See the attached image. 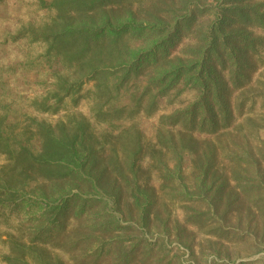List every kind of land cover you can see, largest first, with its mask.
I'll list each match as a JSON object with an SVG mask.
<instances>
[{
	"label": "trees",
	"instance_id": "1",
	"mask_svg": "<svg viewBox=\"0 0 264 264\" xmlns=\"http://www.w3.org/2000/svg\"><path fill=\"white\" fill-rule=\"evenodd\" d=\"M251 1H187L181 8L171 9L164 19L144 21L130 8L136 0H41L54 12L49 22L37 27L20 25L14 31L4 26L0 32L2 45L26 39L45 46L44 53L29 64L42 58L54 89L33 101L36 109L56 113L67 98L75 106L83 86L92 82L87 90L92 97V118L72 114L67 122L56 126L41 122L34 128L24 125L15 132L6 122L8 116L0 114V151L12 160L11 165H20L23 175L27 169H36L41 178L73 186L70 194L51 203L28 198L15 206L25 203L41 209V216L47 218L46 228L54 236L76 204L79 215L86 211L91 199L81 193V184L89 183L92 195H96L100 180L115 174L112 192L116 183L125 180L133 184L131 194L138 201L145 190V184L139 181L144 162L149 164L166 147L177 156L174 173L181 175L179 164L186 153L182 141L195 144L193 132L218 139L220 133L235 130L236 121L243 117L242 109L252 111L256 97L264 94L260 79L264 72L260 51L264 49V37L254 32H264V2ZM62 68L67 73H60ZM257 71L259 78L253 79ZM183 94L187 96L180 100L183 106L158 117L155 133L162 141L157 148H147L136 130L125 169L114 144L127 132L128 122L138 115L151 118L163 101L165 106L174 104ZM94 123L105 127L96 133L98 126ZM213 139L203 142L213 146ZM150 151L153 155L148 157ZM207 152L206 158L211 160L215 152ZM235 158L240 159L238 155ZM20 185L23 189L25 182ZM12 187H0V193L4 191L0 195L5 194L10 203L15 199ZM148 201L143 197L142 205Z\"/></svg>",
	"mask_w": 264,
	"mask_h": 264
},
{
	"label": "rangeland",
	"instance_id": "2",
	"mask_svg": "<svg viewBox=\"0 0 264 264\" xmlns=\"http://www.w3.org/2000/svg\"><path fill=\"white\" fill-rule=\"evenodd\" d=\"M187 1L211 4L215 0H136L130 8L139 20L164 19L171 9H179ZM53 14L41 0H3L0 32L4 26L12 31L28 23L42 26ZM254 30L264 37V32ZM44 51L43 43L26 39L0 44V114L8 116L6 122L15 132L41 122L56 126L72 114L92 118V97L87 93L92 82L83 86L75 106L67 98L56 113L33 107V101L54 89L43 59L29 64ZM260 51L264 55V49ZM260 79L264 83V72ZM185 97L183 94L168 106L163 101L151 118L138 115L128 122L127 132L114 144L125 169L136 130L147 148H157L162 141L155 133L159 115L183 106L180 100ZM260 108L264 110V94L256 97L252 111L242 109L243 117L232 132L220 133L218 139L193 132L195 144L182 141L186 153L179 164L181 175L174 173L179 162L172 150L165 147L163 154L154 153L156 157L142 165L139 181L145 190L138 201L131 194L133 184L125 180L116 183L112 192L115 174L100 180L96 195L89 183L81 184V193L91 199L86 211L79 215L76 204L54 236L46 228L41 209L15 204L28 198L51 203L70 194L72 183L48 181L36 169H27L23 175L21 166L11 165L12 160L0 151V187L11 184L15 193L12 203L5 194L0 195V264H264V116ZM247 116L254 118L242 120ZM96 125V133L105 127ZM176 139L180 143L179 135ZM204 139H213V146ZM209 150L215 152L211 160L206 158ZM147 154L153 155L151 151ZM21 182H25L24 190L19 189ZM143 197L149 200L146 205H142Z\"/></svg>",
	"mask_w": 264,
	"mask_h": 264
}]
</instances>
